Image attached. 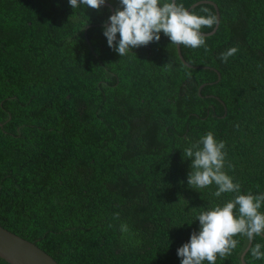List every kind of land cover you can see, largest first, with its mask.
Here are the masks:
<instances>
[{
    "label": "trees",
    "instance_id": "obj_1",
    "mask_svg": "<svg viewBox=\"0 0 264 264\" xmlns=\"http://www.w3.org/2000/svg\"><path fill=\"white\" fill-rule=\"evenodd\" d=\"M212 1L216 31L180 46L189 67L163 34L121 57L103 35L107 5L0 0L2 227L59 264H181L197 215L236 195L187 183L183 150L209 131L241 193L264 194V0ZM191 11L215 17L202 33L214 29L213 6ZM235 238L216 264H242L250 242ZM256 243L264 235L247 264H264Z\"/></svg>",
    "mask_w": 264,
    "mask_h": 264
},
{
    "label": "clouds",
    "instance_id": "obj_2",
    "mask_svg": "<svg viewBox=\"0 0 264 264\" xmlns=\"http://www.w3.org/2000/svg\"><path fill=\"white\" fill-rule=\"evenodd\" d=\"M68 3L74 10L99 9L107 0H68ZM214 22L211 14L192 12L179 0H119V6L103 25V35L108 46L121 57L140 46L159 42L161 34L167 36L171 44L195 49L206 43L201 29ZM235 52L236 49L231 48L222 53L220 59L227 62ZM224 149L225 143L209 131L198 144L183 150L184 156L191 159L189 186L203 189L215 185L216 197L224 193L236 195L197 215L199 229L177 249L181 264H216L217 256H228L237 248L236 236L242 235L251 242L264 235V211H261L264 194L241 193L240 184L224 171ZM121 230L126 231V226L122 225ZM250 252L254 259L264 260V244L256 243Z\"/></svg>",
    "mask_w": 264,
    "mask_h": 264
},
{
    "label": "water",
    "instance_id": "obj_3",
    "mask_svg": "<svg viewBox=\"0 0 264 264\" xmlns=\"http://www.w3.org/2000/svg\"><path fill=\"white\" fill-rule=\"evenodd\" d=\"M200 4H210L214 7L217 15V23L214 29L211 32L203 33V36H209L216 31L219 25L220 12L217 4L212 0H199L192 4L188 9L195 8ZM111 8L112 13L114 9L110 3H106ZM177 53L181 61L186 65L191 67V65L184 59L180 46L176 45ZM220 79V73L217 71ZM204 86L202 84L199 88V93L201 88ZM251 246V242L249 243L247 250ZM241 255L242 264H247L244 260V256L246 251ZM0 258L4 259L9 264H59L52 256H50L47 252H45L42 248H40L35 243L20 237L19 235L5 229L0 225Z\"/></svg>",
    "mask_w": 264,
    "mask_h": 264
},
{
    "label": "bare ground",
    "instance_id": "obj_4",
    "mask_svg": "<svg viewBox=\"0 0 264 264\" xmlns=\"http://www.w3.org/2000/svg\"><path fill=\"white\" fill-rule=\"evenodd\" d=\"M6 229V228H5Z\"/></svg>",
    "mask_w": 264,
    "mask_h": 264
}]
</instances>
